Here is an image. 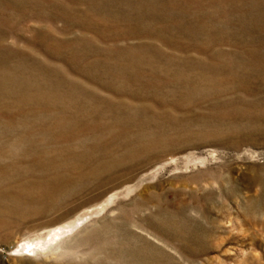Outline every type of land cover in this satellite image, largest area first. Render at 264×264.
I'll return each mask as SVG.
<instances>
[{
  "label": "rangeland",
  "instance_id": "obj_1",
  "mask_svg": "<svg viewBox=\"0 0 264 264\" xmlns=\"http://www.w3.org/2000/svg\"><path fill=\"white\" fill-rule=\"evenodd\" d=\"M0 264H264V0H0Z\"/></svg>",
  "mask_w": 264,
  "mask_h": 264
},
{
  "label": "bare ground",
  "instance_id": "obj_2",
  "mask_svg": "<svg viewBox=\"0 0 264 264\" xmlns=\"http://www.w3.org/2000/svg\"><path fill=\"white\" fill-rule=\"evenodd\" d=\"M61 231L59 230L58 232H54L53 234L49 235V240L47 241V244H36V246H33L32 243H25V245L23 246L25 250H29V251H35L37 250V248L39 249H43V250H47L51 243H55V241L57 240V238H59L61 236Z\"/></svg>",
  "mask_w": 264,
  "mask_h": 264
}]
</instances>
